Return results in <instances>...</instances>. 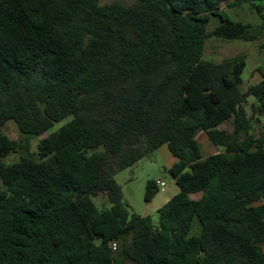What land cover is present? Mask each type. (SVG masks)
<instances>
[{"label":"trees","instance_id":"16d2710c","mask_svg":"<svg viewBox=\"0 0 264 264\" xmlns=\"http://www.w3.org/2000/svg\"><path fill=\"white\" fill-rule=\"evenodd\" d=\"M244 5L261 26L224 9ZM263 30L264 0H0V264H264V66L244 91L246 55L205 59L209 39ZM11 121L48 134L37 153ZM201 133L225 151L205 157ZM166 145L180 192L156 224L116 176Z\"/></svg>","mask_w":264,"mask_h":264},{"label":"rangeland","instance_id":"374dc122","mask_svg":"<svg viewBox=\"0 0 264 264\" xmlns=\"http://www.w3.org/2000/svg\"><path fill=\"white\" fill-rule=\"evenodd\" d=\"M100 2L102 5L115 2L122 3L126 6H135L137 4V0H100ZM224 9L228 11L231 17L236 21L251 23L255 28L263 24L261 15L254 10L251 5H244V7L239 8H229L225 6ZM217 25V20H213L209 26V30L213 31ZM237 55H246L248 57V67L243 76V90L247 91L250 86L260 83L263 79L259 68L264 66V30L259 39L254 42L245 40H225L217 37H213L207 42L205 59L208 61L221 63ZM255 102L256 99L252 97L247 104L250 116L253 115L251 106ZM257 118L259 119L254 120L255 134L260 135L264 132V117L258 116ZM66 123L67 122L57 124L49 133L51 134L58 131ZM221 128L233 131L234 120L228 121ZM5 132L13 139L20 140L25 144L28 143L33 153L38 152L39 142L48 136V134H45L39 138L34 137L27 139L13 121L6 125ZM199 141L202 145L203 155L205 157L225 151L223 147H216L210 141L206 133H201L199 135ZM20 156V153L12 154L6 159V162L8 164H14L20 160ZM174 161H178V159L166 145L150 157L140 161L134 167L125 169L117 174L116 180L122 190L121 199L130 207L132 213L141 216H152L155 223L159 224V209L180 192V188L170 172L171 165ZM151 180L165 181L168 187L166 192L160 191L158 193L156 196L157 198L155 197V201L147 202L146 193L148 183ZM2 187L3 185L0 182V188ZM93 199L101 210L110 209L113 206L112 201L105 195L94 196Z\"/></svg>","mask_w":264,"mask_h":264},{"label":"built area","instance_id":"2783aa9c","mask_svg":"<svg viewBox=\"0 0 264 264\" xmlns=\"http://www.w3.org/2000/svg\"><path fill=\"white\" fill-rule=\"evenodd\" d=\"M158 185L160 187V191L166 192L168 185H167V183L165 181L159 180L158 181ZM114 248L117 249L118 248V245L117 244H114Z\"/></svg>","mask_w":264,"mask_h":264},{"label":"crops","instance_id":"0c3cea01","mask_svg":"<svg viewBox=\"0 0 264 264\" xmlns=\"http://www.w3.org/2000/svg\"><path fill=\"white\" fill-rule=\"evenodd\" d=\"M178 161H174L173 163H172V165H171V167L173 166V165H175L176 163H177ZM157 198V197H156ZM155 198V199H156ZM173 198V197H172ZM155 199H154V201H155ZM169 202V201H168Z\"/></svg>","mask_w":264,"mask_h":264}]
</instances>
